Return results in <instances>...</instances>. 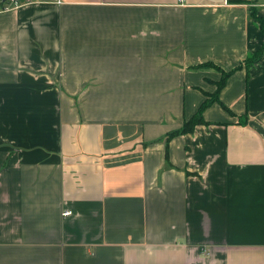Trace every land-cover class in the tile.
<instances>
[{
	"label": "crops",
	"instance_id": "1",
	"mask_svg": "<svg viewBox=\"0 0 264 264\" xmlns=\"http://www.w3.org/2000/svg\"><path fill=\"white\" fill-rule=\"evenodd\" d=\"M256 17L264 0L0 10V264H264Z\"/></svg>",
	"mask_w": 264,
	"mask_h": 264
},
{
	"label": "trees",
	"instance_id": "2",
	"mask_svg": "<svg viewBox=\"0 0 264 264\" xmlns=\"http://www.w3.org/2000/svg\"><path fill=\"white\" fill-rule=\"evenodd\" d=\"M257 18V17H256ZM258 21L261 23L262 26V30L264 31V21L260 18H257ZM261 54H257L256 56H252L250 57V59L248 60L247 64H250V62H253L254 60L258 59L260 57ZM227 75H225L223 81H222V85L219 88V91L222 89L223 85H224V81L226 79ZM212 98H209L203 105L202 107L199 109L198 114H196L192 120L188 121L185 123L184 128H183V132H193L194 128L196 127V125H206V122L204 121L203 118V113L205 111V109L208 108V106L214 102L216 100V96H210ZM241 123V122H240ZM243 124V123H242ZM180 133V132H179Z\"/></svg>",
	"mask_w": 264,
	"mask_h": 264
},
{
	"label": "built area",
	"instance_id": "3",
	"mask_svg": "<svg viewBox=\"0 0 264 264\" xmlns=\"http://www.w3.org/2000/svg\"><path fill=\"white\" fill-rule=\"evenodd\" d=\"M34 0H0V10L15 9L18 7L29 5ZM66 215L72 214L71 211H67Z\"/></svg>",
	"mask_w": 264,
	"mask_h": 264
}]
</instances>
